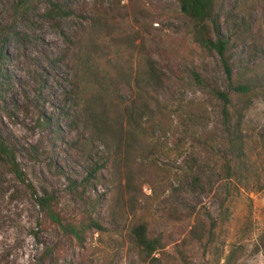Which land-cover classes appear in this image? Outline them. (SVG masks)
Wrapping results in <instances>:
<instances>
[{"label": "rangeland", "instance_id": "rangeland-1", "mask_svg": "<svg viewBox=\"0 0 264 264\" xmlns=\"http://www.w3.org/2000/svg\"><path fill=\"white\" fill-rule=\"evenodd\" d=\"M53 1L72 14L0 0V133L14 152L0 154V264H224L230 252L264 264V0L215 8L246 95L177 0ZM29 186L63 223L101 229L78 242ZM138 224L160 240L155 261L133 241Z\"/></svg>", "mask_w": 264, "mask_h": 264}, {"label": "trees", "instance_id": "trees-1", "mask_svg": "<svg viewBox=\"0 0 264 264\" xmlns=\"http://www.w3.org/2000/svg\"><path fill=\"white\" fill-rule=\"evenodd\" d=\"M20 3H24L25 0H19ZM180 12L189 18L193 23V38L201 49L207 51L210 54L216 53L222 62L224 67L225 75L229 83V89L232 92L240 93L246 95L249 92V88L245 85H238L233 78L231 67L228 62L224 59L225 51L229 46V40L223 39L220 28H219V18L215 12L217 0H177ZM49 8L45 13V16L50 21L64 20L68 18L72 13L61 7L57 2L53 0H48ZM64 39L68 40L64 34H62ZM69 42V40H68ZM150 73L153 78H158L155 69L150 68ZM194 79L197 83L200 82L199 75L194 73ZM215 97L219 99L222 104V118L224 122L229 121V97L227 93L216 92ZM105 123V120H104ZM0 154L6 159L14 157V152L9 146L6 139L0 133ZM97 169L91 171L95 174ZM13 172L16 178L24 183L25 175L24 173L15 165L13 167ZM88 181V179H85ZM194 183L198 184L199 179L195 178ZM30 192L38 209L49 218L52 224L58 226L62 231L73 235L78 242H81L84 231L88 229L91 225L95 227L96 230H100L101 227L97 224L90 223L85 225L76 226L69 223H63L62 219L55 212V199L53 195L44 193L43 195H38L37 192L29 186ZM195 233V231H194ZM130 234L136 247L140 250L141 254L145 258H150L161 248L160 240L155 237H150L147 228L144 224H138L130 230ZM208 238L210 233H205ZM197 239H203L204 233L196 231L194 234ZM205 235V236H206ZM152 259L155 261L152 257ZM236 261L234 253L230 254L225 258L224 264H234Z\"/></svg>", "mask_w": 264, "mask_h": 264}]
</instances>
